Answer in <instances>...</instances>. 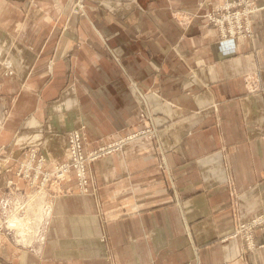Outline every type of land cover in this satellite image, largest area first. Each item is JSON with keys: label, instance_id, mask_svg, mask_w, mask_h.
Instances as JSON below:
<instances>
[{"label": "crops", "instance_id": "crops-1", "mask_svg": "<svg viewBox=\"0 0 264 264\" xmlns=\"http://www.w3.org/2000/svg\"><path fill=\"white\" fill-rule=\"evenodd\" d=\"M198 1L81 0L75 13V0H0V150L36 144L49 166L72 129L91 144L156 131L94 162L88 192L71 177L38 199L26 235L19 216L3 228L0 264H264V227L252 251L230 236L264 213V0L242 45L217 39Z\"/></svg>", "mask_w": 264, "mask_h": 264}, {"label": "rangeland", "instance_id": "rangeland-1", "mask_svg": "<svg viewBox=\"0 0 264 264\" xmlns=\"http://www.w3.org/2000/svg\"><path fill=\"white\" fill-rule=\"evenodd\" d=\"M204 5L208 6L207 10L202 14L200 13L198 16L202 18L206 26L213 29L217 39L233 40L239 45H242V43L249 42L253 39L254 31L251 24V16L258 9L257 5L254 3V0H220L219 2H215V3H211L209 0L198 1V7H202ZM247 10H250V12L248 13ZM247 21L249 27V35L247 34L248 29L245 28L247 25ZM72 131H77L82 133L80 129H72L66 131L64 136H65L68 153H69V143L66 135H68ZM118 136H123V135H118ZM118 136L116 135L114 137H111L104 142L91 144L86 140V138L83 135L86 147L89 149L87 150L88 152L97 150L96 148L98 147L100 148L106 146V144L113 142V140ZM153 138H156V131ZM3 151H5L4 154H1V152ZM114 152L116 151H110L107 152L106 154L103 153L104 155L103 154L98 155L96 158L87 162L86 173H87L88 187H87V191L85 192H88L89 190L88 169H90V167L94 162ZM13 153L15 152H13L11 149L6 147L3 148V150L2 149L0 150L1 163L6 164L11 162V165L9 164L11 167L9 166L7 167V169L12 168L11 169L12 175L5 179V187L7 193L5 195L6 202L4 206L6 209V214H4L3 212L4 209L3 204L0 205V232L2 231L3 228L8 229L9 227H11L10 229H12V233H14L17 226L15 225V223H11V222H13L14 218H18L19 216L25 221L24 223L25 227L23 228L24 232L22 231V233L26 235L28 232L31 231L30 224L32 225V223H30V221H28L27 219L31 218L34 220L35 219L34 212L35 211L37 212L38 210H40V208H42L40 207V205H36V202L39 201L38 199L42 198L44 204L45 202H48L50 198L53 197L54 195L55 196L60 195L64 192L69 191L70 189H68V187L66 188L65 186H63L64 185L63 183L69 181L71 177L75 179V174L72 171L70 172V174L68 173L63 178H61L58 177L56 175L57 173L55 172L59 170L60 166L63 163L69 161V155H67V157L60 159L57 163H52L51 165L48 166L45 153L38 146H36V144H29L27 146L21 147L20 153L17 156H14ZM40 157L43 158V162L39 163L38 165L37 158ZM39 166L40 168L38 169ZM25 169H29V170L25 171ZM19 182H22L26 185L27 188L26 192L20 189L18 185ZM75 188L78 192L82 193L77 188L76 179H75ZM10 214H12L13 216L8 221L10 224H8L7 219L9 218ZM250 219L246 221H249ZM246 221H242L241 219H236L233 233L230 236L239 238L241 246L244 250L252 251L257 247L254 239L255 229H253L252 231L254 247L251 246L252 248L250 249L244 248L242 244L243 243L242 238L240 236L234 235L235 232L237 231V228L240 227V225ZM16 235L19 234L16 233ZM239 235H241V233ZM13 239L14 237H12V240Z\"/></svg>", "mask_w": 264, "mask_h": 264}, {"label": "built area", "instance_id": "built-area-1", "mask_svg": "<svg viewBox=\"0 0 264 264\" xmlns=\"http://www.w3.org/2000/svg\"><path fill=\"white\" fill-rule=\"evenodd\" d=\"M72 11L75 13H83V4L81 0H75L74 4L72 5ZM248 13L250 10H247ZM248 29L247 34L249 35V27L248 21L246 27ZM246 29V30H247ZM143 119H146V115L142 116ZM143 129H138L136 131L127 133L123 136L116 137L113 142L106 144V146L98 147L97 150H93L92 152H88L89 150L86 147L84 137L81 132L72 131L67 136L68 143H69V161L63 163L59 170L55 171L58 177L63 178L66 174H70V172H74L76 185L79 191L85 192L87 191L88 187V180H87V162L96 158L98 155L106 154L110 151H120L123 148V145L128 141H131L140 136H146L149 139H152L155 135V128L154 126H145L142 127ZM95 149V148H94ZM103 154V155H104ZM38 165L39 163L43 162V158H37ZM40 166L38 167V169ZM29 170V169H25ZM45 174V173H44ZM43 174V175H44ZM257 227H264V213L257 214L253 216L249 221L243 222L240 227L237 228V231L234 235L240 236L243 240V247L244 248H252L254 247L253 243V236L252 231ZM241 233V235H239ZM238 234V235H237ZM252 246V247H251Z\"/></svg>", "mask_w": 264, "mask_h": 264}, {"label": "bare ground", "instance_id": "bare-ground-1", "mask_svg": "<svg viewBox=\"0 0 264 264\" xmlns=\"http://www.w3.org/2000/svg\"><path fill=\"white\" fill-rule=\"evenodd\" d=\"M68 155H70L69 153H68ZM16 219V220H15ZM11 223H15V225L17 226V228H19V227H21V223H23V222H21L20 221V219H18V218H14L13 219V222H11ZM25 223V222H24ZM23 223V224H24ZM8 224H10V223H8ZM12 225V224H11ZM29 227V226H28ZM23 228V227H22ZM20 230V229H19Z\"/></svg>", "mask_w": 264, "mask_h": 264}]
</instances>
